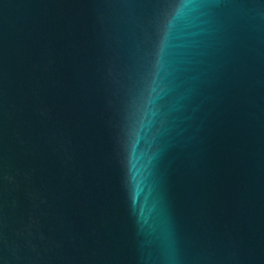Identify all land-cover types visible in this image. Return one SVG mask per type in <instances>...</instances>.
<instances>
[{
  "label": "water",
  "instance_id": "water-1",
  "mask_svg": "<svg viewBox=\"0 0 264 264\" xmlns=\"http://www.w3.org/2000/svg\"><path fill=\"white\" fill-rule=\"evenodd\" d=\"M0 264H264V0H0Z\"/></svg>",
  "mask_w": 264,
  "mask_h": 264
}]
</instances>
